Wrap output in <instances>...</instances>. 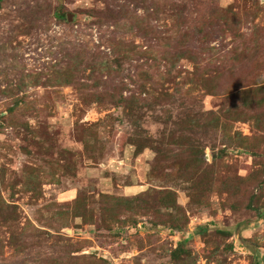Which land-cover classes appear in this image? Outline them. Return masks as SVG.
I'll return each mask as SVG.
<instances>
[{
	"label": "rangeland",
	"instance_id": "374dc122",
	"mask_svg": "<svg viewBox=\"0 0 264 264\" xmlns=\"http://www.w3.org/2000/svg\"><path fill=\"white\" fill-rule=\"evenodd\" d=\"M0 264H264V0H0Z\"/></svg>",
	"mask_w": 264,
	"mask_h": 264
},
{
	"label": "trees",
	"instance_id": "16d2710c",
	"mask_svg": "<svg viewBox=\"0 0 264 264\" xmlns=\"http://www.w3.org/2000/svg\"><path fill=\"white\" fill-rule=\"evenodd\" d=\"M63 18L66 19V16L63 15ZM7 219H9V218H7ZM12 219H13L14 221L17 220L16 218H12Z\"/></svg>",
	"mask_w": 264,
	"mask_h": 264
}]
</instances>
